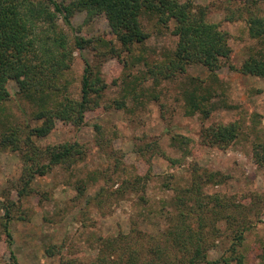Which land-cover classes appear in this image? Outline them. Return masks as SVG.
I'll list each match as a JSON object with an SVG mask.
<instances>
[{
	"label": "rangeland",
	"instance_id": "rangeland-1",
	"mask_svg": "<svg viewBox=\"0 0 264 264\" xmlns=\"http://www.w3.org/2000/svg\"><path fill=\"white\" fill-rule=\"evenodd\" d=\"M227 1L196 0V4L209 5V18L220 22L221 27L229 32L232 47L229 64L219 71L220 84L216 87L213 84L216 88L212 99L214 108L207 119L198 113L186 115L181 88L186 75L209 79L206 67L191 65L185 74L165 80L158 86L147 80L138 89L144 87L151 93H160V99L149 101L144 98V107L132 111L117 110L108 106L123 95V80L132 77L128 76L124 63L115 57L98 56L94 48L76 50L70 70L74 80L71 94L78 96L84 59L88 58L102 65V76L107 83L105 98L102 108L88 114L89 124L76 127L59 122L47 137L37 140L41 145L78 140L90 151L86 161L71 172L58 166L35 180L37 188L46 191L47 195L34 193L21 201V211L26 212L27 219H15L11 224L12 249L21 264H95L102 254L109 260L123 256L124 264L128 261L129 264H149L152 260L155 264L165 261L188 264L193 255L192 246L186 244L184 238L170 235V230L182 224L199 227V214L193 212L198 207L197 199L206 204L208 196L213 195H217L225 206L208 204L201 214L208 260L217 261V264H236L232 252L233 233L239 225L249 222L244 241L236 246L238 255L243 256L245 264H264V165L255 162L253 157L254 144L264 141V77L245 75L239 70L246 59L263 54L264 44L249 35L245 21L224 20ZM257 4L255 12L264 17V0H258ZM86 16V11L75 13L71 20L75 30L62 19L59 25L71 38L79 34L102 37L119 44L104 15H94L88 22H85ZM141 20L151 36L143 44H136L135 52L144 48L150 63L164 60L166 53L175 48L178 38L167 30L157 32L155 19L148 15ZM144 68L141 63L132 67L131 73L136 75ZM8 86L13 111L18 118L24 119L31 108L21 101L15 81ZM30 122L32 125L40 123L37 120ZM96 123L102 126L103 132L117 133L114 147H111L121 148L127 155V172L121 173L120 179L115 176V179L121 181L147 174L150 178L147 182L141 180L137 189L133 192L129 189L118 199L115 198L119 190L117 182L108 184L102 179L96 183L87 182L85 196L77 202L78 181L86 178L88 172L107 165L97 148L98 133L93 127ZM233 123L240 125V135L230 146L223 149L201 145L198 156L192 155L194 151L191 149L200 142L203 127ZM177 134L190 137L193 142L189 147L176 143L173 136ZM153 140L159 141L160 155L154 154L150 165L139 162L135 148ZM164 153L179 162L166 159L162 156ZM194 164L199 165V172L204 173L201 181L203 195L199 198L191 188L195 179L191 175ZM20 170L19 157L0 148V199L5 198L11 188L10 180L18 178ZM102 188L105 192L102 205L94 201L87 205L86 200ZM10 195L19 199L15 190ZM180 199L184 202L178 206ZM53 245L58 247L57 253L50 256L46 251ZM9 258L7 244L0 241V264H5Z\"/></svg>",
	"mask_w": 264,
	"mask_h": 264
},
{
	"label": "trees",
	"instance_id": "trees-1",
	"mask_svg": "<svg viewBox=\"0 0 264 264\" xmlns=\"http://www.w3.org/2000/svg\"><path fill=\"white\" fill-rule=\"evenodd\" d=\"M257 2L258 0L227 1L224 20L245 21L249 35L264 44V17L254 10ZM77 11L87 12L85 22L90 21L94 15H104L119 44L102 37H85L79 34L71 38L59 25V20L62 19L72 28L71 20ZM209 12V5L196 4V0H0V148L16 154L21 162L19 177L10 180V190L4 199H0V241L7 244L10 254L9 261L5 264H21L12 249L14 237L11 230L15 219H27L26 212L21 211V201L34 193L47 195L46 191L37 188L35 180L48 175L58 166L71 172L79 163L86 161L89 155V147L78 140L47 145H41L37 141L47 137L59 122L76 127L89 124L88 114L102 108L107 83L102 76L101 63L84 59L78 96L71 94L74 80L70 76V70L76 50L94 48L98 56L115 57L124 63V68L129 71L128 76L132 77L123 80V95L115 99L112 106H108L117 110L132 111L144 107V98L149 101L159 100L160 93H151V90H145L144 87L138 89L147 80L158 86L165 80L185 74L191 65L206 67L210 77L207 80L210 82L186 75L181 88L186 115L198 113L203 119H207L214 108L212 99L216 88L213 84L215 87L220 84L219 71L229 64L232 56L229 32L221 27L220 22L212 21ZM147 15L155 19L157 32L164 33L167 30L178 38L175 48L168 51L160 62H148L144 48L135 52L136 44H143L151 36L141 20ZM103 60L102 58V62ZM141 63L145 68L136 75L131 73V68ZM239 70L245 75L264 77V52L246 59ZM11 81L17 83L21 101L31 108L25 113L24 119L18 118L13 111L10 100L12 93L8 86ZM30 120L40 123L32 125ZM254 121L256 122L255 118ZM93 127L98 133L97 148L105 157L107 165L88 172L86 178L78 181V195L75 197L77 202L84 198L87 182L96 183L100 179L108 184L117 182L119 190L115 198L118 199L128 193L129 189L132 192L137 189L138 182L149 180L147 174L117 181L115 176L118 175L120 179V174L127 172V155L121 148H113L117 133L112 136L106 130L103 132L98 123ZM239 128L238 123L203 127L201 143H195L191 149L194 153L191 154L198 156L201 145L227 148L239 137ZM173 139L185 147L193 142L192 138L181 134L174 135ZM135 146L137 147V143ZM135 150L139 162L147 165L151 164L154 154L160 155L162 151L158 140L141 143ZM162 156L179 162V159H173L165 153ZM253 157L255 162L264 165V141L254 144ZM199 170L197 164L191 170V175L195 177L191 188L198 198L203 195L201 181L204 174ZM13 190L17 192L19 199L11 198ZM104 194L102 188L94 197L86 200L87 205L94 201L93 203L101 206ZM208 199L206 204L197 199L198 207L193 209V212L199 214V227L175 225L169 233L178 239L184 238L185 243L192 246L193 255L188 264H217V261H210L207 257L204 218L201 214L208 204L214 203L219 207L225 205L217 195L208 196ZM142 200L146 201V198L142 197ZM181 202L184 201H177V205L180 206ZM249 228V222H244L234 230L232 252L236 264H245L243 256L238 255L236 246L244 241L245 232ZM105 243L106 241L103 245ZM56 248V245L47 248V254L55 255ZM123 261V256L109 260L102 254L95 264H124ZM167 262L169 261L161 264H174ZM149 264L155 263L152 260Z\"/></svg>",
	"mask_w": 264,
	"mask_h": 264
}]
</instances>
